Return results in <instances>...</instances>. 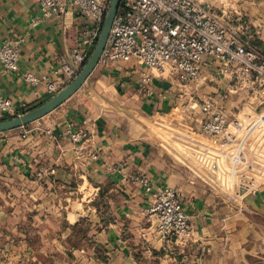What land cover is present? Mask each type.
Wrapping results in <instances>:
<instances>
[{"label":"crops","instance_id":"0c3cea01","mask_svg":"<svg viewBox=\"0 0 264 264\" xmlns=\"http://www.w3.org/2000/svg\"><path fill=\"white\" fill-rule=\"evenodd\" d=\"M198 1L264 56V0ZM85 23L80 16L44 17L37 0H0V43L19 44L20 54L18 73L0 69V97L19 112L50 98L22 74L62 80L60 58L70 60ZM144 71L136 62L109 70L98 65L53 113L0 133V264H264V140L246 150L259 168L258 185L231 193L210 185L157 137L170 132L186 143H206L203 104L211 101L234 140L256 123L240 116L264 114V86L235 81L210 62L200 84L155 78L162 98H147L139 85ZM70 129L87 138L73 142ZM165 188L180 193L193 238L162 236L147 216Z\"/></svg>","mask_w":264,"mask_h":264},{"label":"built area","instance_id":"2783aa9c","mask_svg":"<svg viewBox=\"0 0 264 264\" xmlns=\"http://www.w3.org/2000/svg\"><path fill=\"white\" fill-rule=\"evenodd\" d=\"M112 0H37L44 17L58 16L65 20L80 16L87 20L79 33L80 46L70 53V60L61 57L58 72L62 80L37 77L30 72L22 74L30 86H44L48 96H54L72 82L80 73L93 50L110 9ZM35 21L33 25H36ZM19 44L0 43V69L6 73H18ZM136 62L142 65L140 89L147 98L161 95L153 88L155 78H176L183 83L200 84L202 67L212 62L219 70L235 81L251 79L264 86V56L257 50L242 44L233 36L210 6L198 0H122L114 19L106 48L99 65L109 70L119 63ZM164 98V96H163ZM205 119L201 133L205 139L228 136L230 123L211 101L203 104ZM22 114L10 99L0 97V117H16ZM261 122L264 123V114ZM51 134L50 131H48ZM68 133L75 143L87 138L84 132ZM204 143L201 140L195 144ZM240 148L231 159L234 166L242 165L245 174L248 159ZM49 173H55L52 169ZM43 172L39 173L42 176ZM148 185L146 177H134ZM147 216L158 221L162 236L173 235L179 240L194 237L195 229L190 222L180 198L172 188L157 192L155 201L146 211Z\"/></svg>","mask_w":264,"mask_h":264},{"label":"rangeland","instance_id":"374dc122","mask_svg":"<svg viewBox=\"0 0 264 264\" xmlns=\"http://www.w3.org/2000/svg\"><path fill=\"white\" fill-rule=\"evenodd\" d=\"M261 118L262 116L254 111L246 112L240 116L239 120L249 121L250 119L253 122L256 120V123L253 128L243 127L234 140L231 138V132L228 136L218 139H206V143L197 145L195 142L186 143L179 140V138L174 139V135L170 132H159L157 137L159 142L166 146L175 158L187 163L193 171L202 175L210 185L233 193L240 186H247V189H251L259 183L256 171L259 169L258 166L252 167L253 165L248 160V166H246L245 174H243L240 171L243 166L238 165V170H235L236 166L233 165L231 159L240 148H244L246 151L248 147L252 148L251 146L254 143L259 146V142L264 140V123L261 122ZM258 125H261V127L257 129ZM255 129L256 132H254ZM170 146H173L175 150L171 149ZM243 158H246V156L244 155Z\"/></svg>","mask_w":264,"mask_h":264},{"label":"water","instance_id":"95a60500","mask_svg":"<svg viewBox=\"0 0 264 264\" xmlns=\"http://www.w3.org/2000/svg\"><path fill=\"white\" fill-rule=\"evenodd\" d=\"M121 2L122 0L111 1L110 9L106 15L97 45L78 76L42 105L11 119L0 121V133L24 128L38 120L43 119L65 104L77 92H79V90H81L100 63L101 56L106 48L111 28L119 11Z\"/></svg>","mask_w":264,"mask_h":264},{"label":"trees","instance_id":"16d2710c","mask_svg":"<svg viewBox=\"0 0 264 264\" xmlns=\"http://www.w3.org/2000/svg\"><path fill=\"white\" fill-rule=\"evenodd\" d=\"M48 99H49V98H46V99H44V100H40L39 102H37V103H35V104H32V105H30V106L24 108V109L21 111V113H24V112H26V111H29V110H31V109H34V108H36V107L42 105V104L45 103ZM11 118H12V117H10V116H5V117L1 118L0 121H2V120H7V119H11Z\"/></svg>","mask_w":264,"mask_h":264}]
</instances>
